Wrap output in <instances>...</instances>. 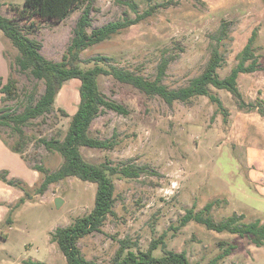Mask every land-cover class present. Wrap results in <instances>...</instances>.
Here are the masks:
<instances>
[{
    "label": "rangeland",
    "instance_id": "374dc122",
    "mask_svg": "<svg viewBox=\"0 0 264 264\" xmlns=\"http://www.w3.org/2000/svg\"><path fill=\"white\" fill-rule=\"evenodd\" d=\"M23 2L0 0L2 16L15 20L11 6ZM91 6L89 31L110 22L139 20L85 50L81 59L107 56L110 64L153 80L161 58L172 57L163 78L169 89L184 87L202 73L221 20L232 25L219 47L224 57L217 71L220 78L236 65L237 55L255 33L258 68L239 76L238 89L246 104L260 103L264 109V0H92ZM82 9L61 23L44 22L30 35L39 43L42 56L61 60ZM17 56V49L0 31V78L3 82L9 76L16 79L19 96L2 102L0 94V106L13 112L21 111L20 103L30 91L36 99L44 92L42 82L18 71ZM98 83L106 99L121 105L126 114L104 110L95 118L90 135L112 141L114 148H81L84 159L94 164L146 167V172L136 179L114 177L113 213L100 232L79 240L83 257L110 264L121 240L136 242L142 251L153 241H162L154 252L157 257L163 246L184 252L191 264H213L218 255L233 247L217 264H264V248L255 247L248 237L217 233L194 222L178 226L187 209L200 211L207 203H213L210 217L215 222L236 214L243 215L240 225L264 223V126L261 135L254 129L264 117L249 107L241 109L230 93L212 87L210 93L221 106L206 96L167 105L109 76L100 77ZM79 86L76 79L65 82L52 112L23 128L26 161L11 151L18 136L0 127V264L28 260L66 264L51 234L93 209L95 184L70 177L37 193L44 176L31 168L41 165L55 172L62 164V157L48 152L39 141L62 140L77 110ZM250 124L253 128L246 133ZM3 173L19 184L4 182ZM56 198L61 200L58 209Z\"/></svg>",
    "mask_w": 264,
    "mask_h": 264
},
{
    "label": "trees",
    "instance_id": "16d2710c",
    "mask_svg": "<svg viewBox=\"0 0 264 264\" xmlns=\"http://www.w3.org/2000/svg\"><path fill=\"white\" fill-rule=\"evenodd\" d=\"M91 1L24 0L21 6H11L15 20L2 16L0 3V31L18 51L15 66L19 72L31 75L44 85V92L38 99L34 91L27 94L26 99L20 103V112H13L9 107L0 106V127H8L18 136V142L11 148L13 153L26 161L22 149L27 144V137L23 128L31 121L45 117L52 112L55 98L65 82L73 79L80 82L77 110L70 119L62 140L51 138L39 141L48 152L58 153L63 159L62 164L55 172H47L41 165L31 166L33 170L44 176L37 193H42L49 185L70 177L96 186L94 206L91 212L76 218L66 227L57 228L51 234L50 240L56 244L66 264H98L83 257L78 247L79 240L92 233L100 232L106 218L113 213L114 177L136 179L146 172V167L141 166H113L109 162L94 164L86 161L81 153V148L101 151L114 148L112 141L90 135V126L102 111L111 110L117 114H126V110L121 105L107 100L102 94L98 83L100 77L109 76L118 83L132 86L148 97H159L167 105H172L174 102L188 103L192 98L206 96L221 106L220 100L210 93V87L225 90L238 100L241 109L249 107L251 110H257L258 114L264 117V109L259 106L260 103L254 106L243 101L237 83L240 74L253 73L258 68L259 57L254 47L255 33L237 55L236 65L228 75L220 78L217 71L222 67L224 57L219 47L229 33V26L232 25L231 21L221 20L220 27L214 36L215 47L211 49L202 73L192 78L184 87L169 89L163 83V78L172 57L163 56L161 58L153 80L110 64V58L107 56L99 55L86 60L81 59V54L85 50L109 40L122 30L135 25L139 20L136 18L110 22L89 31ZM170 3L171 1H168L158 6H166ZM81 7H83L82 12L76 21L70 43L61 60L54 62L46 59L40 53L39 43L30 35L37 32L42 23H61ZM152 9L150 12L153 11ZM145 15L148 16L149 13ZM0 94L2 102L17 100L19 96L16 79L9 76L6 82H3L0 78ZM62 114L66 116L64 112ZM1 178L9 185L19 184L17 181L7 180L5 173L1 175ZM26 196L27 199L30 198L28 194ZM20 202L23 203L24 199ZM212 207L213 203H207L200 211L194 208L187 209L178 221L179 228L194 222L217 233L225 232L239 237H248L255 247L264 248V223L254 221L240 225L239 221L243 215L236 214L223 221L215 222L210 217ZM162 244V241H153L146 251H142L136 242L121 240L110 264H191L184 252L168 251L163 246L161 255L157 257L154 252ZM232 249L233 247L226 249L212 263L217 264L219 260L230 254ZM23 264L41 263L28 260L23 261Z\"/></svg>",
    "mask_w": 264,
    "mask_h": 264
},
{
    "label": "crops",
    "instance_id": "0c3cea01",
    "mask_svg": "<svg viewBox=\"0 0 264 264\" xmlns=\"http://www.w3.org/2000/svg\"><path fill=\"white\" fill-rule=\"evenodd\" d=\"M241 75V74H240ZM239 75V76H240ZM239 78V77H238ZM237 83H238V80H237ZM260 123V122H259ZM257 124V125H255L256 127H254V129L261 135V134H263V131H262V126H264V121H263V123L261 124ZM253 127H252V125L250 124V125H248L247 127H246V130H245V132L246 133H248V131H249V129H252ZM19 156V155H18ZM20 157V156H19ZM21 158V157H20ZM22 159V158H21ZM23 160V159H22ZM24 161V160H23Z\"/></svg>",
    "mask_w": 264,
    "mask_h": 264
},
{
    "label": "water",
    "instance_id": "95a60500",
    "mask_svg": "<svg viewBox=\"0 0 264 264\" xmlns=\"http://www.w3.org/2000/svg\"><path fill=\"white\" fill-rule=\"evenodd\" d=\"M60 201H61L60 198H56V199H55L54 204H55L56 209L59 208V206H60Z\"/></svg>",
    "mask_w": 264,
    "mask_h": 264
}]
</instances>
